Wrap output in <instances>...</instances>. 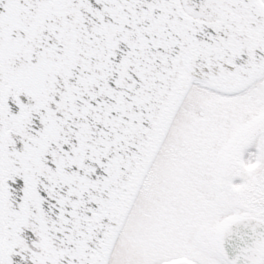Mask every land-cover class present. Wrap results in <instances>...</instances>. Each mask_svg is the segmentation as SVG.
<instances>
[{"label": "snow or ice", "instance_id": "obj_1", "mask_svg": "<svg viewBox=\"0 0 264 264\" xmlns=\"http://www.w3.org/2000/svg\"><path fill=\"white\" fill-rule=\"evenodd\" d=\"M0 264H264V0H0Z\"/></svg>", "mask_w": 264, "mask_h": 264}]
</instances>
